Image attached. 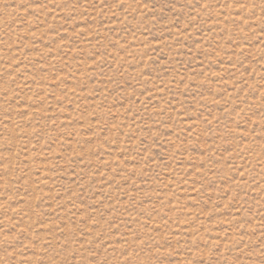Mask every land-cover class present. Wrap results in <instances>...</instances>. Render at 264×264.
Wrapping results in <instances>:
<instances>
[{"label": "rangeland", "instance_id": "374dc122", "mask_svg": "<svg viewBox=\"0 0 264 264\" xmlns=\"http://www.w3.org/2000/svg\"><path fill=\"white\" fill-rule=\"evenodd\" d=\"M0 264H264V0H0Z\"/></svg>", "mask_w": 264, "mask_h": 264}]
</instances>
